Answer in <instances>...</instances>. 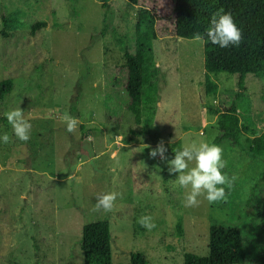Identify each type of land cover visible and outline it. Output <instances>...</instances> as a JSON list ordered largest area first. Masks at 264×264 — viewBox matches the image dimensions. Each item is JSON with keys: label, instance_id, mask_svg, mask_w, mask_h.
Segmentation results:
<instances>
[{"label": "rangeland", "instance_id": "1", "mask_svg": "<svg viewBox=\"0 0 264 264\" xmlns=\"http://www.w3.org/2000/svg\"><path fill=\"white\" fill-rule=\"evenodd\" d=\"M3 9L13 28L0 36V81L12 83L0 100V136L10 137L0 141V263L83 264L81 229L101 220L109 225L112 264H128L132 252L149 264H183L185 253L207 256L209 218L224 221L227 212L203 196L198 207H185L190 188L175 183L167 161L149 155L163 141L170 161L176 150L209 143L215 134L205 109L216 94L204 91V44L159 40L153 124L143 128L126 111L111 123L103 75L125 62V49L135 50L136 9L126 11L125 0H0ZM37 21L46 26L32 34ZM209 78L217 91L237 81L221 72ZM244 86L237 111L250 131L249 148L264 133V76L247 74ZM18 108L32 125L27 142L15 137L5 116ZM64 113L80 121L75 132L66 130ZM242 162L245 198L264 161L243 154ZM110 192L120 194L114 211H94L97 197ZM142 216L156 227L141 226Z\"/></svg>", "mask_w": 264, "mask_h": 264}, {"label": "trees", "instance_id": "2", "mask_svg": "<svg viewBox=\"0 0 264 264\" xmlns=\"http://www.w3.org/2000/svg\"><path fill=\"white\" fill-rule=\"evenodd\" d=\"M125 6L126 11L136 9V46L133 52L125 49V62L107 69L103 75L108 120L118 123L126 111L135 124L150 127L159 98L156 43L163 38L190 40L198 33L204 38V91L206 95L216 94L215 102L205 107L208 114L217 118L209 143L224 146L227 165L222 171L230 178L237 177L232 188L225 187L227 199L214 203L227 215L224 221L209 218L207 256L185 253L183 264H264V170L253 178L247 197L240 193L242 155L246 154L252 162L264 161V133L247 148L244 135L250 131L237 111L246 90L244 76H264V0H125ZM220 10L221 14L231 13L241 29L239 47L221 48L208 40L211 18ZM0 23V36L7 38L13 26L4 9ZM45 26V21L34 22L30 32ZM218 72L237 75L234 88L217 91L209 74ZM11 86L9 79L0 81V100ZM110 243L106 220L85 224L81 229L83 264H112ZM128 264L149 263L141 254L132 252Z\"/></svg>", "mask_w": 264, "mask_h": 264}, {"label": "clouds", "instance_id": "3", "mask_svg": "<svg viewBox=\"0 0 264 264\" xmlns=\"http://www.w3.org/2000/svg\"><path fill=\"white\" fill-rule=\"evenodd\" d=\"M223 10L214 14L211 18L210 27L207 30L208 40L212 44L221 48H227L230 45L239 47L242 41V31L237 27L231 13L221 14ZM193 39L197 42L204 43V38L196 34ZM8 123L12 126L13 134L20 141L27 142L31 138L32 125L25 119L24 112L18 108L5 113ZM60 119L66 124L68 132H75L80 121L78 118L64 113ZM217 118H213L215 122ZM0 141L7 144L10 137L7 133L0 136ZM145 148L150 147L144 145ZM167 148L163 141H160L157 147L150 151V158L160 157V160L168 162V171L170 174H178L175 183L190 192L185 197V207H198L200 200L198 197L203 196L209 204L218 203L227 199L225 187L232 188L237 177L227 176L222 170L226 167L227 162L223 158V149L208 142H193L183 147L182 150L174 152V158L170 161L166 156ZM190 165H194L190 167ZM0 170H3L0 167ZM70 179V177H69ZM119 193H104L97 197V202L93 207L94 211L103 210L112 212L115 209V201ZM141 226L149 231L156 227L152 222L151 216H142L138 220Z\"/></svg>", "mask_w": 264, "mask_h": 264}]
</instances>
